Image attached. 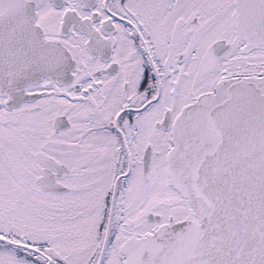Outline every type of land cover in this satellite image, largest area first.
Instances as JSON below:
<instances>
[{"label":"snow or ice","instance_id":"obj_1","mask_svg":"<svg viewBox=\"0 0 264 264\" xmlns=\"http://www.w3.org/2000/svg\"><path fill=\"white\" fill-rule=\"evenodd\" d=\"M0 264H264V0H0Z\"/></svg>","mask_w":264,"mask_h":264}]
</instances>
